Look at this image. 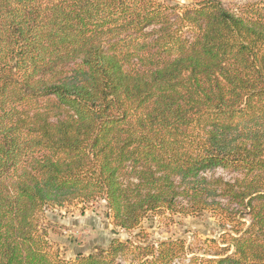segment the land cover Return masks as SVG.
Listing matches in <instances>:
<instances>
[{
    "label": "trees",
    "instance_id": "obj_1",
    "mask_svg": "<svg viewBox=\"0 0 264 264\" xmlns=\"http://www.w3.org/2000/svg\"><path fill=\"white\" fill-rule=\"evenodd\" d=\"M99 199L124 230L167 211L223 231L64 259L46 211ZM0 264H264V9L0 0Z\"/></svg>",
    "mask_w": 264,
    "mask_h": 264
},
{
    "label": "rangeland",
    "instance_id": "obj_2",
    "mask_svg": "<svg viewBox=\"0 0 264 264\" xmlns=\"http://www.w3.org/2000/svg\"><path fill=\"white\" fill-rule=\"evenodd\" d=\"M172 4H191L200 0H167ZM225 7L236 9L245 4H256L264 9V0H220ZM205 176L222 177L233 180L237 174L222 168H215L205 172ZM179 203V200H176ZM67 204L62 207L47 210L45 225L48 240L59 250L64 259H74L80 254H89L95 247L105 248L111 238L129 239L135 243L157 242L166 238L182 237L195 242L197 247L205 248L202 244L207 237H218L223 227L210 213L204 212L199 216L183 215L162 211L150 214L142 219L138 228L124 230L112 223L105 201L99 199L90 205ZM180 206V205H178ZM202 252V250L195 249Z\"/></svg>",
    "mask_w": 264,
    "mask_h": 264
}]
</instances>
